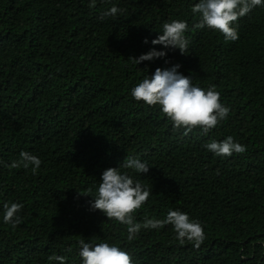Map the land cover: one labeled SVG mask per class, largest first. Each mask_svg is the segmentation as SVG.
I'll use <instances>...</instances> for the list:
<instances>
[{
    "label": "trees",
    "instance_id": "obj_1",
    "mask_svg": "<svg viewBox=\"0 0 264 264\" xmlns=\"http://www.w3.org/2000/svg\"><path fill=\"white\" fill-rule=\"evenodd\" d=\"M91 2L0 0V264H59L53 254L82 264L80 239L116 245L134 264H264V7L240 18L232 42L191 30L199 0ZM113 6L122 12L101 19ZM173 20L189 25L187 54L152 44ZM153 49L167 56L131 59ZM175 64L230 108L206 135L174 131L159 107L131 96ZM228 136L246 152L218 157L204 147ZM23 151L42 161L36 174L5 166ZM127 156L149 164L145 174L120 169L152 190L136 222L187 213L206 235L198 249L179 244L172 225L129 242L126 225L91 210L103 172ZM5 203L24 205L15 229L3 221Z\"/></svg>",
    "mask_w": 264,
    "mask_h": 264
},
{
    "label": "clouds",
    "instance_id": "obj_2",
    "mask_svg": "<svg viewBox=\"0 0 264 264\" xmlns=\"http://www.w3.org/2000/svg\"><path fill=\"white\" fill-rule=\"evenodd\" d=\"M95 6L96 0H92L89 7ZM258 6L264 7V0H199L191 11L198 14L200 19L191 30L208 28L221 33L226 41L234 42L239 39L240 18ZM120 12L121 9L113 6L103 13L101 19L115 17ZM188 31L189 25L186 21L165 22L163 34L154 39L152 44L163 45L166 49H179L181 54H187L190 44L186 36ZM145 43L148 41L145 40ZM166 56L167 52L153 49L139 58L131 59L139 65L143 61ZM180 68V64L165 69L157 68L153 75L146 76L131 89V96L149 107H159L162 114L172 123L174 131L183 128L185 130L183 134L187 136L199 128L206 135L228 119L230 108L221 103V94L214 85L207 89L193 85L192 77L185 76L179 71ZM204 147L218 157H230L233 153L243 154L247 150L245 145L236 142L232 136L219 142L212 140ZM41 163L37 156L23 151L18 160H13L10 165L5 166L11 169L31 168V172L36 174ZM121 168L133 169L140 174L149 172V164L146 161L127 156L119 168H109L103 172L95 197L77 189L79 195L93 197L90 201L92 211L100 210L108 220L126 225L129 242L135 240L141 230L160 229L172 225L179 244L189 242L197 249L203 244L206 235L202 225L179 210H170L164 219L145 217L143 223L136 222L135 213L147 203L152 190L142 185L139 180H134L127 172L122 173ZM88 192L91 193V189ZM23 207L21 203H5L4 223L10 224L13 229L23 223V218L19 215ZM78 243L82 264H134L131 254L116 245L107 242L86 243L84 239H80ZM48 260L66 264L67 257L53 254Z\"/></svg>",
    "mask_w": 264,
    "mask_h": 264
}]
</instances>
